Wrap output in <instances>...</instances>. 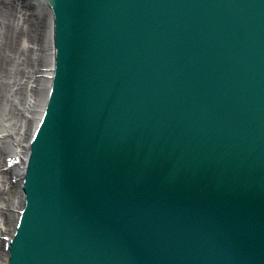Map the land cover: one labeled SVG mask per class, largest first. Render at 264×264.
Instances as JSON below:
<instances>
[{
	"label": "water",
	"instance_id": "95a60500",
	"mask_svg": "<svg viewBox=\"0 0 264 264\" xmlns=\"http://www.w3.org/2000/svg\"><path fill=\"white\" fill-rule=\"evenodd\" d=\"M80 66L81 68L77 74V83H74L75 81L73 78L76 75L74 71L78 70L77 66L74 68H68L69 74H67L71 77L69 90L67 91V94L70 96H68L67 99L75 100L71 101V104H68L66 109L70 117L75 121L76 116L84 115L78 113V106L81 103H85L83 105H86V102L89 100L86 93H84L80 87L75 86H82L84 82L89 81V77L92 75V71L96 67V62L93 58L87 57L81 59ZM170 70L178 72L179 70H182V67L180 64H176L175 67ZM183 76L182 73L180 77ZM196 83L200 84L199 81ZM96 88L97 93L95 94L102 95L103 91L100 88V85H96ZM180 90V87L176 88L175 85H172L169 82H164L163 85L158 82L153 85L148 79H143L136 90L123 87L120 92L114 93L124 94V96L120 97L117 95L118 100L122 101L121 106H124L123 103L126 104L124 108H127L130 103L133 105L130 117L126 112L123 114L125 120L119 119L121 121V126L114 124L120 131L116 135L118 139L121 138L122 140L119 141V144L123 143L126 139H129V142L126 143L128 146L127 151L134 153L135 159L129 160L128 163H130V166L126 172H124L123 169H120V160L117 159L115 161L114 157L107 149L111 137L114 138V136L108 130L111 121L106 120L102 114L98 118V123H100L101 126H97L91 119H88L87 122L85 121L84 124H81L82 127L90 129L92 127L95 128L97 130L95 136H92L91 134H87L86 136L81 133L78 136V142H75L74 138L68 139L65 143H62V145H56L55 149L52 150L56 168L55 172L58 173L55 175L56 183L53 184V190L55 193L49 198V207L46 209V204L43 206L45 211L44 218L46 213L49 215V213L52 214L54 212L57 220H55V224H48L46 231L52 236H56L61 227L69 231L71 223L68 220V216L72 215L73 210L80 216L82 214L80 211L84 210V215L81 216L80 220H82V227L88 224L87 232L89 233L92 226L89 225L88 217L85 215L88 212L87 205L77 201L81 200L83 197L84 202H93V218L96 216L95 219L97 220V224L101 227V230L106 232V236L103 237V246H101L100 242L95 239V236H97L96 233L82 236L84 237L82 238L84 239V243L88 246L87 254L85 252L82 254L81 250H78V248H74L73 246L63 245L65 259L68 264H101L106 256V251L109 246L111 250L117 251L116 257L119 261L123 256L127 255L129 262L116 263L113 259H109L108 262H106L107 264H110V261H112V264H155L161 262L160 256L158 257V255H154L148 251V239L145 238L148 232L146 230L138 232V228H145V222H150L149 226L153 225L154 223L150 220L155 219L157 224L156 230L158 231L155 232L154 235L161 238L162 236H167L174 226L172 220L170 222V219H175V213L177 211L173 204V200L175 199L166 193L171 190L170 180L172 179L169 178V173L173 172L172 175L174 172V175L181 173L182 155H180V148L182 140L179 125L168 124V122L171 112L175 109H179L178 91ZM210 92L215 93L216 91ZM73 95H77V98ZM234 96L235 94H230L229 92V94L226 95V99L232 100ZM105 97L106 96L103 95L101 96L102 105H105ZM131 99L133 100L131 101ZM60 105L61 104L58 103V106ZM96 107L100 109L99 106ZM61 115L65 116L64 109L62 110ZM51 125L55 126L54 118ZM171 127L176 128V130H173ZM61 129L64 130V132L66 131L64 126H61ZM76 129L77 128L75 127H71L72 131H75ZM147 129L150 131H145ZM172 133H174L176 137L173 135V139H168L166 136L171 135ZM138 134L141 135L138 136ZM56 135L58 136L57 132ZM114 140H116V138H114ZM98 142H102V157L97 156ZM214 142L215 145L213 148L218 149L219 147H223L218 145L220 142L219 139H215ZM166 143H169L168 146H170L173 151L170 155L168 154L169 151L166 149ZM208 143L209 142H205L204 144ZM204 146L205 145H203L202 148L209 150V153L212 152L211 149H209L211 147L206 148ZM222 155L227 164L231 159L240 163V167L236 169V173L238 171H243L250 165L247 164L246 160L243 158L245 155L242 153L241 149L233 150L230 148V150H228V147H226ZM173 157L175 160H172ZM106 159L111 160V167ZM172 163L174 166H171ZM93 166L100 169L102 177L101 185L107 187L104 189L107 193L96 196V199H92L91 197L97 186L90 172V169H92ZM153 169L157 170L159 177L154 176ZM228 170H230V167L226 168V171ZM148 173L150 174L148 175ZM128 177L134 178L130 181ZM111 178H113V182L110 181ZM154 180H156V182ZM237 181V179H234L233 182L237 183ZM124 184H126L127 193L129 194L128 202H126V199L121 192L122 188L125 190ZM234 187H236V185ZM68 188L72 189L69 190ZM112 188L113 190L115 188V193L110 192ZM148 189L150 190V194ZM234 189L232 191H234ZM45 190H48V188ZM58 193H60V195H58ZM68 195L71 199L76 198V200L73 203H66V205L65 200L68 198ZM142 195H145V198H142ZM226 201H235V199L230 197V199ZM233 204L234 203H230L229 205L231 206ZM64 205H66V207L63 210L61 208ZM138 207L139 214H136L135 210H137ZM165 209L168 210L165 211ZM117 210L123 211L127 216L121 214L120 218L116 217L114 212ZM230 211L231 210L229 209V212ZM230 215L231 214L227 215V217ZM113 216L116 218L115 221L112 220ZM140 216L141 219H138ZM227 217L224 219L226 220ZM126 219H129L130 222H125ZM239 224L241 223L239 222ZM127 227L129 228V231L126 229ZM236 229L238 231L241 230L243 234L247 232L246 229H243L239 225ZM137 232L138 234L136 235ZM242 238L243 237H241L240 240ZM154 242L155 244H158L156 241ZM96 245L99 246L101 252L98 253L96 251ZM180 255L181 253L179 251L178 256Z\"/></svg>",
	"mask_w": 264,
	"mask_h": 264
},
{
	"label": "bare ground",
	"instance_id": "6f19581e",
	"mask_svg": "<svg viewBox=\"0 0 264 264\" xmlns=\"http://www.w3.org/2000/svg\"><path fill=\"white\" fill-rule=\"evenodd\" d=\"M26 5L23 0H8L7 5L0 6L3 28L0 31V112L7 117L0 127L9 121L2 129L0 157L6 147L22 141L31 123L30 118L37 113L43 98L44 87L39 74L44 71L39 67L48 66L50 57L49 48L46 45L45 49L41 47L42 39L46 38L44 19L40 17L41 9L35 13ZM6 129L10 130L9 138ZM1 162L2 158L0 167ZM8 177L0 170V235L5 234L6 226L10 224L5 221L4 214L11 216L13 210L9 206L14 207L17 203V195Z\"/></svg>",
	"mask_w": 264,
	"mask_h": 264
}]
</instances>
